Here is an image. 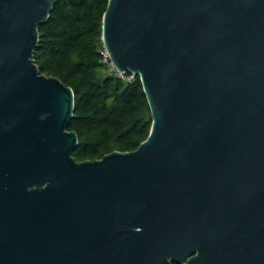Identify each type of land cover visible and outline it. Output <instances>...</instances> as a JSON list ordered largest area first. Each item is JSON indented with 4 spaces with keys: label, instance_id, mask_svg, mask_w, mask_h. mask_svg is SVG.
<instances>
[{
    "label": "water",
    "instance_id": "obj_1",
    "mask_svg": "<svg viewBox=\"0 0 264 264\" xmlns=\"http://www.w3.org/2000/svg\"><path fill=\"white\" fill-rule=\"evenodd\" d=\"M57 2L0 0V264H264V0H109L152 128L81 162L75 94L34 59Z\"/></svg>",
    "mask_w": 264,
    "mask_h": 264
},
{
    "label": "trees",
    "instance_id": "obj_2",
    "mask_svg": "<svg viewBox=\"0 0 264 264\" xmlns=\"http://www.w3.org/2000/svg\"><path fill=\"white\" fill-rule=\"evenodd\" d=\"M109 0H58L40 27L34 59L42 74L56 76L75 94L68 128L78 135L76 161L115 150L131 152L147 139L152 112L139 75L130 80L104 62L103 17Z\"/></svg>",
    "mask_w": 264,
    "mask_h": 264
},
{
    "label": "built area",
    "instance_id": "obj_3",
    "mask_svg": "<svg viewBox=\"0 0 264 264\" xmlns=\"http://www.w3.org/2000/svg\"><path fill=\"white\" fill-rule=\"evenodd\" d=\"M103 59H104V62L109 66V71L110 72H114L115 75L123 78V79H127V80H130L132 77H130V79L126 78L124 75H122V73L117 70V68L115 67V65L113 64L110 56H109V53L107 52V50L105 49L104 52H103Z\"/></svg>",
    "mask_w": 264,
    "mask_h": 264
}]
</instances>
